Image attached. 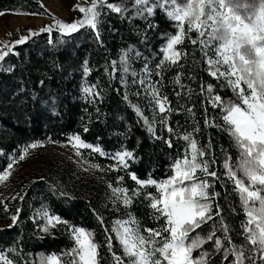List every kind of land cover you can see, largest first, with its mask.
Wrapping results in <instances>:
<instances>
[{"label":"trees","instance_id":"obj_1","mask_svg":"<svg viewBox=\"0 0 264 264\" xmlns=\"http://www.w3.org/2000/svg\"><path fill=\"white\" fill-rule=\"evenodd\" d=\"M110 2L120 7L128 6V11L119 14L105 9L99 25L102 43L88 29L63 38V43L53 44L48 42V33H40L23 45H17L15 52L18 55L6 58L5 65L11 66L12 71L0 72V170L6 166L9 156L19 154L28 143L57 141L55 144H64L68 142V136L78 133L83 140L100 145L109 154L125 148L134 152L135 160L129 161L128 169L120 171L110 170L109 166L116 163L110 157L91 150H83L82 153L87 162L99 164L104 169L105 183L115 187L117 177L122 176L124 180L121 183L131 190L139 187L130 178L131 173L139 179L160 181L168 178L174 159L183 156L186 148V142L178 135L185 131L192 133L194 128H198L194 138L206 146L210 142L206 158L216 161L210 167L218 174V179L213 181L214 191L219 193L213 203V213L218 204L221 215H214L213 220L204 223L191 235L206 237L215 228L216 235L222 236L220 225L223 222L237 245L246 243L241 234V222L245 220V215L240 194L233 181L227 178L224 168L227 156H231L232 163L239 160V149L225 131L222 109L214 107L209 99L210 95H220L225 102L231 100L238 103L236 94L223 78L214 79L208 74L199 43H191V38L198 39L197 33L191 32V38L186 37L178 46L187 53L181 65L166 66L163 70L162 92L168 96L171 106L178 110L170 117L175 133L170 135L162 125L157 124L156 135L163 138H154L133 111L131 96L127 95L122 83L119 62L121 55L131 49L135 56L148 62L155 73L156 65L162 58L160 49L166 43V37L177 30L176 25L163 10L157 9L154 16L144 19L134 15L131 0ZM40 4L35 0H0V10L48 16ZM149 23L155 27L148 28ZM53 37L61 39L55 30ZM113 61L117 62V71L110 75L108 70L112 68ZM85 62L91 69L86 78ZM177 75L181 84L175 83ZM153 77L156 81L160 80V77ZM85 79L89 84L99 85L103 93L100 100L87 102L82 93ZM41 81L44 83L41 84ZM208 84L213 86V92L201 93V85ZM189 108L191 112L187 110ZM144 115L152 118L147 111ZM206 119L219 126H206ZM85 126L89 129L86 133L83 131ZM167 139L172 140V147L165 143ZM36 178L21 187L19 194L24 196L23 201L17 197L8 202L11 215L17 208L21 212L15 226L0 229V248L18 247L29 264H39L45 255H62L75 246L68 225L83 226L93 232L96 242L106 244L108 233L105 229L110 232L114 221L119 219L117 211L107 204V187L103 188L93 181L80 183L75 180L72 170L65 166L46 168ZM53 188L67 193V196L59 195V191H53ZM141 193L133 199L128 213L136 217L142 229L160 228L163 219H156L154 210L149 206L150 200L144 195L159 196V192L155 186L149 185L141 189ZM42 207L49 208L68 225H56L47 233L41 231L44 221L37 213ZM96 213L103 217V224ZM112 236L114 250L122 254L115 234L112 233ZM224 243L227 246V241ZM204 250L209 253V264H230L232 260L231 255L227 261L223 259V250L217 252L214 241L194 250L193 256L198 257ZM100 252L105 256L104 264H108L111 256L107 247H101ZM18 258L23 260V257Z\"/></svg>","mask_w":264,"mask_h":264},{"label":"snow or ice","instance_id":"obj_2","mask_svg":"<svg viewBox=\"0 0 264 264\" xmlns=\"http://www.w3.org/2000/svg\"><path fill=\"white\" fill-rule=\"evenodd\" d=\"M84 3L89 6H81L79 2L73 6V10H78L82 18L65 22L53 17L54 24L46 25L38 31L28 29V35H21L14 42L0 46V72L12 71L11 66L5 65L6 58L18 55L15 47L23 45L35 35L48 33L49 44L63 43V38L88 29L102 43L99 25L105 9L119 14L128 11V6L120 7L110 0H84ZM40 6L44 7L42 3ZM131 6L135 9L134 15L144 19L154 16L157 9L163 10L177 29L166 37V43L160 49L162 58L156 65L155 73L146 64L143 75L132 81L143 86L149 105L153 107L154 115L149 119L138 105H132L133 111L154 138H163L156 135L157 124L162 125L170 135L175 133L170 117L178 110L171 106L168 96L162 92L163 70L166 66L180 64L187 55L178 46L183 44L186 37L191 38L189 34L193 31L197 33L198 39L191 38V43H199L208 74L214 79L223 78L238 98L239 102L236 103L231 100L225 102L220 95L209 97L214 107L222 109L225 131L239 149V160L232 163L231 156H227L224 168L227 178L233 181L234 188L240 194L245 215V220L241 222V234L246 243L237 245L232 240L227 224L223 222L220 225L222 236L216 235L215 228L206 237L191 235L204 223L213 220L214 215H221L218 204L213 213V203L219 196L214 191L213 181L218 179V174L211 171L210 167L216 161L214 158H206L209 155L210 142L208 146L200 144L194 138L199 129L194 128L192 133L185 131L178 135L179 139L186 142V148L183 156L174 159L168 178L160 181L152 178L139 179L135 173H131L130 178L138 188L130 190L124 186L121 183L124 180L122 176L117 177V186L108 185L112 192V202H118L124 207H129L133 199L142 194L141 189L149 185L155 186L159 196L150 193L144 195L150 200L149 206L154 210L156 219H163L160 228L141 229L136 217L129 214L126 219L115 220L110 232L105 229L108 233L106 244L101 245L94 240L91 230L83 226L68 225L66 220L52 213L49 208L42 207L37 213L44 221L40 230L47 233L56 225H68L75 246L62 255L47 254L40 259L39 264H104L105 256L100 252L104 246L111 256L108 264H209L207 250L201 251L198 257H194L193 252L212 241L217 252L223 250L225 261L231 255L230 264H247L249 261L251 264H264V0H131ZM7 14L9 13L0 10V16ZM12 14L39 15L20 11ZM153 27L155 25L149 23L148 28ZM54 30L61 39L56 40L53 37ZM129 52L131 49L121 55L119 64L125 74L131 73L133 77H137L138 74L131 70ZM108 71L110 75L117 71L116 61L112 62V68ZM90 72L91 69L85 62V78ZM153 75L160 77V80L153 81ZM122 83L127 82L122 80ZM175 83L181 84L179 75ZM205 92L211 94L213 86L201 85V93ZM82 93L88 103L100 100L103 95L98 84H89L86 79ZM124 99H128L127 95ZM187 110L192 111L191 108ZM205 124L219 126L207 119ZM83 131L88 132V127L85 126ZM67 141L75 149L74 154L77 157L82 156L81 149H90L101 156L110 157L116 162L109 166L112 171L128 169L129 161L136 158L134 152L126 148L109 154L100 145H92L83 140L78 133L68 136ZM165 143L172 147L171 139L165 140ZM44 146L42 141L31 142L24 145L19 154L9 156L6 166L0 170V185L10 179L15 164L25 161L31 150ZM89 167L104 170L99 164L89 163ZM53 191L59 190L53 188ZM59 195L67 196V193L59 191ZM17 197L21 201L24 199L19 193L11 199L15 200ZM0 204H4L6 212L9 210L3 200H0ZM20 212L21 209L17 208L11 215L13 223L9 227L17 224ZM96 215L103 224V217L98 213ZM112 233L115 234L122 254L114 250ZM224 241H227V246ZM18 257H23V260ZM0 264L29 262L22 249L9 246L6 249L0 248Z\"/></svg>","mask_w":264,"mask_h":264},{"label":"rangeland","instance_id":"obj_3","mask_svg":"<svg viewBox=\"0 0 264 264\" xmlns=\"http://www.w3.org/2000/svg\"><path fill=\"white\" fill-rule=\"evenodd\" d=\"M35 1L42 3L49 15L33 16L14 15L9 13L0 16V46L4 43H10L17 40L21 35H28V29L38 31L46 25L54 24L55 21L53 17L65 22H72L74 19H80L82 18V14L79 13L78 10H73V6L78 2L81 6H89V4L84 3V0ZM132 9L134 8L132 7ZM129 54L131 70L135 71L138 76L133 77L131 73L125 74L123 71H120L122 74V80L127 82L123 83V86L126 88L127 95L131 96L133 105H138L143 112L147 111L153 117V107L149 105V100L147 94L143 90V86L132 82L134 79H139L140 76L143 75V69L146 64L150 69L151 66L148 62L141 60L132 52H129ZM209 55H211V52H209ZM152 80L156 81L155 77L152 76ZM137 93H139V95ZM44 145V147L31 150L30 156L26 157L25 161L14 165L13 174L10 179L5 182V184L0 185V200H3L8 205V202L12 201L11 198L20 193L22 189L21 187L28 185L30 182L37 179L36 176L44 172L46 168L65 166L67 169L72 170L75 180L78 182L93 181V183H97L103 188L107 187V190L105 191L107 204H109L113 210L117 211L119 219H126L128 217V209L130 206L124 207L118 202L115 204L112 202V192L108 187L110 183H105L106 179L102 171L89 167V162L86 161L87 159L84 158L83 154L82 156L77 157L74 154L75 149H73L68 142L64 144L44 143ZM83 150L90 149H81L82 153ZM12 223L9 210L6 212L4 210V204H0V229L7 228L12 225ZM143 234L147 235V233Z\"/></svg>","mask_w":264,"mask_h":264}]
</instances>
